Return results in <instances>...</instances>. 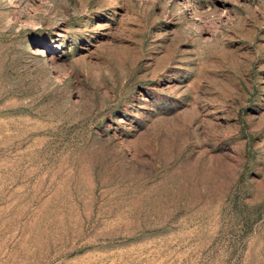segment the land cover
Here are the masks:
<instances>
[{
	"label": "rangeland",
	"instance_id": "374dc122",
	"mask_svg": "<svg viewBox=\"0 0 264 264\" xmlns=\"http://www.w3.org/2000/svg\"><path fill=\"white\" fill-rule=\"evenodd\" d=\"M0 264H264V0H0Z\"/></svg>",
	"mask_w": 264,
	"mask_h": 264
}]
</instances>
